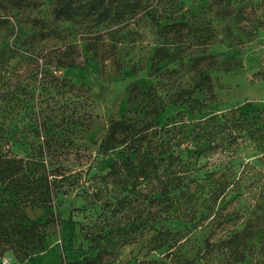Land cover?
<instances>
[{
  "label": "rangeland",
  "instance_id": "374dc122",
  "mask_svg": "<svg viewBox=\"0 0 264 264\" xmlns=\"http://www.w3.org/2000/svg\"><path fill=\"white\" fill-rule=\"evenodd\" d=\"M7 19V29L0 26L5 55L0 149L22 159L33 178L47 174L54 166L50 159L68 171L60 188L65 193L51 207L26 209L31 222L54 220V234L44 248L28 258L9 251L0 264H84L93 259L96 264L263 263V0H150L127 21L100 28L54 24L48 1ZM173 20L186 22L190 32L167 31ZM35 24L64 32L61 39L30 42ZM68 43L77 46L76 65L58 68L56 52ZM159 48L185 60L213 57L202 67L211 68L213 98L196 95L207 117H192L184 107L170 105L160 118L161 124L176 120L164 133L172 146L206 149L203 156H190V173L199 174L195 182L203 184L205 193L191 206L176 203L179 212L173 204L149 203L145 185L131 192L113 186L105 176L122 149L107 156L97 151L111 119L138 115L128 101L131 86L146 90L153 85L159 100L195 86V78L178 63L158 65L177 69L174 75L156 72L153 54ZM223 114L247 119L253 136L224 128L216 132L206 124L210 115ZM221 183L227 189L213 202L215 196L210 200L206 194ZM6 199H13L8 192L0 195V208L10 206ZM148 218L154 222L145 226ZM132 222L135 227H125ZM244 229L253 233L250 239L240 235ZM236 234L239 239L231 241Z\"/></svg>",
  "mask_w": 264,
  "mask_h": 264
},
{
  "label": "trees",
  "instance_id": "16d2710c",
  "mask_svg": "<svg viewBox=\"0 0 264 264\" xmlns=\"http://www.w3.org/2000/svg\"><path fill=\"white\" fill-rule=\"evenodd\" d=\"M42 1L50 2L54 24L83 23L89 27L87 23H92L100 28L104 25H117L127 21L150 0H0V26L7 29L9 25L7 16L26 8L38 9ZM38 24L40 25V22ZM38 24H35V31L29 38L30 42L61 39L64 31L57 28H45L44 24L43 26H38ZM165 29L175 31V35L185 36L190 32L188 24L183 20H173ZM27 42L24 41L22 44L25 45ZM63 47L62 51L56 52L55 66L58 68L73 67L76 65L77 46L74 43H68ZM89 47L90 45L86 44V50ZM3 52L4 48H1L0 67L5 64ZM212 59V56L203 54L194 55L185 60V56H172L170 49L165 48H159L154 52L153 61L156 62V72L174 75L177 69H168L167 65L161 69L158 65L162 62L178 63L179 67L185 73L191 74L197 82L193 89H178L168 94L164 100L157 99V95L153 94V85L146 90H141L137 86L129 88L128 101L138 115L120 120L111 119L97 149L98 153L104 156L109 153L113 154L119 148L122 149L119 152L120 160H114L105 176L109 178L113 186L120 184L119 187L131 192L136 191L138 186L145 185L146 199L149 200L152 197L149 203L162 204L163 207L173 204L175 212H179L176 203L191 206L196 201L197 195L205 193L203 184L195 182L200 178L199 174L190 173L192 170L190 156H203L206 149L201 148V145H195L194 148L181 147V145L172 146L168 139L164 140V133H169L168 127L176 120L168 118L164 124H161L160 118L170 105L184 107L192 117L195 115H198L199 119L207 117L202 108H199L196 95L205 93L209 95L208 99L213 98V88L210 82L211 68L202 69L203 62ZM226 71L229 70L226 69ZM227 117L224 114L210 115L206 118V124L216 132L224 128L231 132L247 134L249 137L253 136L247 119ZM262 151L264 152V148ZM49 161L54 166L48 170L47 174L33 178L26 173L22 159L17 158L11 152H4L0 149V195L8 192L9 197L13 198L3 200L5 205H10L9 207L0 208V258L9 251L28 258L32 252L42 250L54 234L53 219L36 223L31 222L26 214L28 207L29 209L38 205L51 207L52 201L65 193L60 192V188L67 180L68 168L54 159ZM127 185L131 187L129 190H127ZM226 189L227 185L217 184L216 188L208 191L206 196H210V200L215 196L212 201L216 202ZM77 196L80 197L81 192ZM151 222L154 221L148 218L145 226ZM136 223L132 222L125 227H135ZM252 234L248 229L240 233L243 239H250ZM234 239L238 240L239 236L236 234L231 241ZM64 243V241L61 243L63 250L65 249ZM95 260H85L82 263L96 264ZM98 260L100 261V258Z\"/></svg>",
  "mask_w": 264,
  "mask_h": 264
}]
</instances>
